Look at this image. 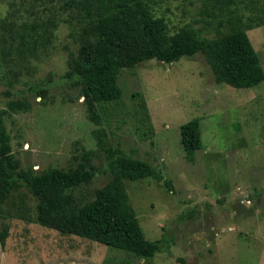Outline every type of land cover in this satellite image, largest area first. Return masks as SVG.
Instances as JSON below:
<instances>
[{
  "label": "rangeland",
  "instance_id": "rangeland-1",
  "mask_svg": "<svg viewBox=\"0 0 264 264\" xmlns=\"http://www.w3.org/2000/svg\"><path fill=\"white\" fill-rule=\"evenodd\" d=\"M148 2L171 33L185 25L209 36L215 32L197 21L201 0ZM0 21L52 22L41 29L47 41L28 58L29 73L7 79L0 69V158L8 154L13 161L0 163L1 169L54 173L85 165L96 174L79 191L91 198L110 178L105 162L119 146L172 186L151 177L125 181L145 237L167 239L146 262L40 225L34 196L17 184L0 202L9 225L0 264H175L178 256L187 264H264V81L252 88L217 83L199 52L122 69L121 97L106 103L104 113L89 105L81 82H59L43 96L14 97L29 84L59 77L66 68L65 47H77L69 33L81 20L63 0H0ZM247 34L264 69V24ZM194 118L200 119L202 148L189 162L179 127Z\"/></svg>",
  "mask_w": 264,
  "mask_h": 264
},
{
  "label": "trees",
  "instance_id": "trees-1",
  "mask_svg": "<svg viewBox=\"0 0 264 264\" xmlns=\"http://www.w3.org/2000/svg\"><path fill=\"white\" fill-rule=\"evenodd\" d=\"M198 22L203 21L212 36L200 28L181 26L170 32L166 19L153 14L148 0H63L81 23L69 36L76 42L73 50L65 47L66 68L58 78L32 83L13 93L14 97L35 93L40 96L55 84L81 82L89 105L105 112L104 105L117 101L122 94L119 74L124 68L156 59L171 63L181 57L201 52L212 69L217 83L235 88H252L264 81V69L247 30L264 24L261 0H201ZM264 4V1H263ZM251 5V13L242 9ZM214 22H216L214 24ZM47 22L14 23L0 21V69L7 79L29 73L28 58L34 57L47 41L41 31ZM11 94V93H10ZM139 106L145 108L140 96ZM180 143L187 161L193 162L202 148L199 118L179 127ZM105 172L107 182L94 189L91 198L79 191L95 177L96 171L80 166L72 172H10L0 168V202L17 184L25 186L34 196L35 219L61 234H72L96 241L135 258L151 262L163 250L167 239H147L129 200L125 181L151 177L169 190L171 183L145 160L112 147ZM0 163L13 165L10 155H2ZM16 166H19L15 160ZM4 168V167H3ZM0 208L3 220L0 243L4 245L9 232L7 215ZM175 264H187L178 256Z\"/></svg>",
  "mask_w": 264,
  "mask_h": 264
}]
</instances>
